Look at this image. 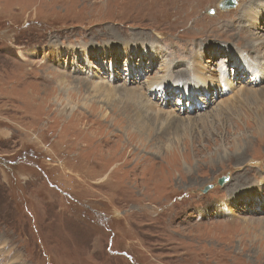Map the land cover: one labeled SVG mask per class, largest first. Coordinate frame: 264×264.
<instances>
[{
	"label": "rangeland",
	"instance_id": "374dc122",
	"mask_svg": "<svg viewBox=\"0 0 264 264\" xmlns=\"http://www.w3.org/2000/svg\"><path fill=\"white\" fill-rule=\"evenodd\" d=\"M221 1L0 0V264H264V129L253 102L238 108L240 87L264 82L247 84L230 54L210 52L253 54L262 4ZM239 7L248 39L229 27ZM146 43L160 56L137 60V74L125 55L107 71L103 50L92 73L85 59L57 58ZM198 48L210 52L205 75L227 71L231 89L144 95L180 63L203 68ZM224 104L236 107L216 117Z\"/></svg>",
	"mask_w": 264,
	"mask_h": 264
},
{
	"label": "bare ground",
	"instance_id": "6f19581e",
	"mask_svg": "<svg viewBox=\"0 0 264 264\" xmlns=\"http://www.w3.org/2000/svg\"><path fill=\"white\" fill-rule=\"evenodd\" d=\"M259 2L262 4V6L259 5V7L254 10V14H253V17L256 19L255 22H257V23L259 20H263V18H264V0H259ZM255 4H256V2H255ZM248 7L250 9L251 8L253 9L254 5L250 4ZM239 10H240V16L237 19H235V21L232 22V24L229 27H232L235 29L237 27H239L246 34V36H247L246 39H248V33L249 32L247 33V31L244 30V27L241 24L242 20L240 19V17H242V13H243L244 8H240ZM255 25H256V23H255ZM251 32H253V30H251ZM261 37L255 36L251 40L252 45L249 46L248 48L252 49V51L254 52L253 54H247V52H248L247 49H245V51H240V49H238V52H237L233 48H229V49H222L221 48V50L219 49L220 50L219 51V50H217L218 47H212V49H210V52L211 51H217L218 54H221V53L230 54V58L233 59V62L235 64V65L233 64L234 67L236 66V68H240L241 72L245 74L244 76H246V77H247V75L249 76L247 84L262 85L264 82V67L261 64H262V57L264 55V38H261ZM242 41L244 43L247 42V40H242ZM232 47H234V46H232ZM244 48H247V47H244ZM62 50H63L64 54H60L59 57L57 56V58L58 59L62 58L65 55V61H63V62L67 63L69 65H71V64L72 65H75V64H81L82 65V64H85L86 62L91 63L92 62V54H93V56L96 54V56H94V58L96 59L97 55L100 53V50H103L101 52H103L104 57L106 56V59L108 58L107 61H111L110 65L107 68V71H112L115 67L114 61H116L117 59L119 60L121 58V56H124V55H125L127 61L135 60L137 63H138L137 60H142L143 58L144 59L147 58V59L152 60V59L159 58V56H160V55H157L155 51L151 52V50L147 46V43L145 46H143L141 48L140 52H138L134 49L128 48V47H125L124 49L118 51L113 45L105 46V47H97V48L86 47L85 48V51H86L85 57L83 59H81L80 61L68 60L67 50L66 49H62ZM260 51H262V52H260ZM210 52H207L206 49H204V51H203L202 48H198L197 53L192 52L190 54V57L192 55H196L197 59L200 60L202 63L201 67H203V68L199 67L200 63H199V65H197L198 66L197 70L199 71V73H197V70L193 69V64H194L195 60H193L192 62H188L187 64L180 63L182 65L181 67H179L180 64L178 65V67L180 68L179 71H181L180 76L178 75L177 72L174 73L173 69H171V70L169 69L166 72L167 74L164 77L165 79H159V80H155V81L150 82L149 84H147L145 91H142V92L144 93L145 96L146 95L150 96V97L159 96L160 97L159 99L161 100V102L165 103L167 100L166 95H165V94H167L166 89L168 87H171V86L173 87V90L175 92L177 89L181 88V89H183V91L186 92L187 95L189 94V97H194V98L197 97V92H196L197 91L196 88L198 87L197 82H199L200 86L202 87V88H200V90L206 91V94L210 93L209 91H211L212 89H214V91L216 92L218 87L224 91L228 90L229 88L231 89L232 85L234 84V80L231 77V75L228 74L227 71H224V72L221 71V73H219V75L217 77L215 76L216 73H213V75H209L211 79L206 76L208 73L206 71V69H207L206 68L207 66L205 65L206 62L204 63V61H206ZM139 53H142V56H140ZM99 57H100V59H102L101 55ZM84 59L86 60L85 63L83 62ZM182 59L185 60L184 58H182ZM225 61H226V58H225ZM126 64H128V67H126V69H128V71H129L127 74H131V73L137 74V72L141 70V65L139 63H138V66H139L138 68L133 67L134 65L132 66L127 62H126ZM167 64L168 63L166 62L165 66H167ZM169 64L174 65L175 63L169 62ZM222 64H223V62H222ZM222 64H220V69L223 67ZM85 66H86L85 72L92 73V63L90 65L85 64ZM93 67L100 69V67L95 65V64ZM183 69L191 70L192 72H189L191 77L186 78V77L182 76V75H184ZM104 76L108 77V75L106 76V74ZM112 77L115 78L116 76H112ZM112 77L109 78V80H111ZM192 77H195V79ZM216 80H217V82H216ZM106 81H108V80H106ZM125 85H126V83L122 86H125ZM205 87H211L212 89H208L209 90L208 91L205 89ZM250 88L253 89L254 88L253 85H252V87L250 86L249 88L240 87V91H242V94H241L242 106H239L238 108L243 109V106L248 107V104L253 102V104L256 105V112L255 113H257V111L260 110V113L257 115L260 118L258 119V124L256 125V129L261 130V129H264V87H262L259 90L257 88H255V90H250ZM123 89H125V88H123ZM124 91L126 93L133 92L132 90H128V88L125 89ZM199 100H197V101L199 102ZM255 103H259V104H255ZM232 107H236V105L232 104ZM232 107L228 108L226 104H224V106L222 105V107H220V108L218 107L219 109L216 110V112H215L216 117H219L224 110H229ZM156 109L160 110V112L164 111V110H161L162 108H156ZM248 110L250 111V107H248ZM141 111H142V108L137 107V114H138L137 119H138V122H140L139 126L142 129H144L146 124L144 123L143 115L140 113ZM163 113H164V115H166L165 116L166 120L171 119V114H167V111L166 112L164 111ZM159 114L161 115V113H157V115H159ZM243 114H246V116H249V113H247V111H245L244 113L241 112V115H243ZM204 117L202 116V118H200V119L204 120ZM170 123H173V122L171 121ZM177 126H179V125L177 124ZM141 132L144 133L143 131H141ZM259 193H261V192H259ZM256 195L250 194V195H247L246 198L251 199L252 197H254ZM263 201H264V199H263ZM214 211L217 213V211L215 209H214ZM253 211L256 213L257 212L259 213V211L257 209L253 210ZM253 214H255V213H253Z\"/></svg>",
	"mask_w": 264,
	"mask_h": 264
},
{
	"label": "water",
	"instance_id": "95a60500",
	"mask_svg": "<svg viewBox=\"0 0 264 264\" xmlns=\"http://www.w3.org/2000/svg\"><path fill=\"white\" fill-rule=\"evenodd\" d=\"M236 5H237L236 0H224V1L220 4L221 8H223V9H231V8H234ZM210 13H211V14H214V9L211 10ZM225 181H226V178H221V179L219 180V184H223ZM210 188H212V187H211V186H206V188H205L204 191H207V190H209Z\"/></svg>",
	"mask_w": 264,
	"mask_h": 264
}]
</instances>
